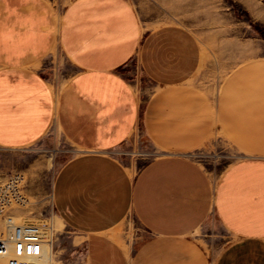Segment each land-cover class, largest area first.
I'll list each match as a JSON object with an SVG mask.
<instances>
[{
  "label": "crops",
  "instance_id": "crops-1",
  "mask_svg": "<svg viewBox=\"0 0 264 264\" xmlns=\"http://www.w3.org/2000/svg\"><path fill=\"white\" fill-rule=\"evenodd\" d=\"M61 17L50 0H0V146H29L55 123L85 148L53 188L58 219L84 238L82 264H264V56L216 96L192 81L203 48L190 27L143 32L131 0H72ZM57 47L78 69L60 90L43 68ZM135 53L144 100L120 71ZM137 127L162 153L131 172L110 149ZM217 128L246 155L214 179L191 152ZM129 214L148 233L133 250L114 232ZM213 217L230 234L216 253L197 237Z\"/></svg>",
  "mask_w": 264,
  "mask_h": 264
},
{
  "label": "rangeland",
  "instance_id": "rangeland-1",
  "mask_svg": "<svg viewBox=\"0 0 264 264\" xmlns=\"http://www.w3.org/2000/svg\"><path fill=\"white\" fill-rule=\"evenodd\" d=\"M72 0H50L59 18ZM136 8L141 28L147 31L158 25L181 23L198 36L203 48V62L193 82L218 94L222 83L237 65L253 57L264 56V0H131ZM139 53V52H138ZM138 53L120 68L141 100L152 90L144 75ZM44 73L60 90L77 72L75 64L63 49L56 48L43 60ZM85 151L67 138L55 123L47 134L35 143L20 147L0 146V186L14 175L19 176V189L24 201L13 203L7 213L19 223L39 224L50 237L46 238V253L52 264H82L84 238L67 228L57 217L53 204V188L58 171L74 155ZM131 172L162 153L137 127L134 133L110 149ZM192 156L214 179L246 154L233 145L218 128L197 147ZM0 217V233L5 230ZM126 248L132 250L148 233L134 214H129L114 229ZM199 241L216 253L230 239L227 230L213 217L197 231ZM7 258L0 259L6 264Z\"/></svg>",
  "mask_w": 264,
  "mask_h": 264
},
{
  "label": "built area",
  "instance_id": "built-area-1",
  "mask_svg": "<svg viewBox=\"0 0 264 264\" xmlns=\"http://www.w3.org/2000/svg\"><path fill=\"white\" fill-rule=\"evenodd\" d=\"M23 201L19 176L14 175L0 186V217L6 223L5 230L0 233V255L6 256V264H41L48 242L45 230L39 224L16 222L7 213L10 205Z\"/></svg>",
  "mask_w": 264,
  "mask_h": 264
},
{
  "label": "bare ground",
  "instance_id": "bare-ground-1",
  "mask_svg": "<svg viewBox=\"0 0 264 264\" xmlns=\"http://www.w3.org/2000/svg\"><path fill=\"white\" fill-rule=\"evenodd\" d=\"M44 235L46 238L50 237L49 232L48 231H44ZM46 246V244H45ZM46 248V247H45ZM5 255H0V259L5 258ZM51 256L49 254L46 253V249H44V258L42 259L41 264H51Z\"/></svg>",
  "mask_w": 264,
  "mask_h": 264
}]
</instances>
